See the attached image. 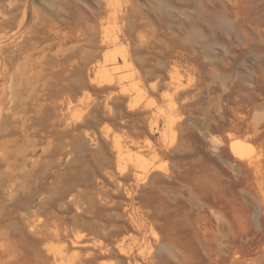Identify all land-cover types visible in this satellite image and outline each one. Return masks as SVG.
<instances>
[{
    "label": "rangeland",
    "instance_id": "rangeland-1",
    "mask_svg": "<svg viewBox=\"0 0 264 264\" xmlns=\"http://www.w3.org/2000/svg\"><path fill=\"white\" fill-rule=\"evenodd\" d=\"M126 1L0 0L1 264H264V0H134L135 44L108 45ZM124 54L144 93L123 78L139 115L114 119L92 66ZM116 139L152 149L121 171Z\"/></svg>",
    "mask_w": 264,
    "mask_h": 264
},
{
    "label": "bare ground",
    "instance_id": "bare-ground-1",
    "mask_svg": "<svg viewBox=\"0 0 264 264\" xmlns=\"http://www.w3.org/2000/svg\"><path fill=\"white\" fill-rule=\"evenodd\" d=\"M108 6L111 7V4L109 1H108ZM106 15L108 16V19L114 23V25L121 24V28H119L118 34L115 35L113 33V34L104 35L103 38H105L107 41H109L108 45H116L117 42L119 41V39H123L127 42L135 44V38L136 37L133 35L132 26L136 21H142L144 23L147 19L146 15L138 12L134 0H127L125 5L122 7H118V8L113 7V9L110 12H107ZM131 59H132L131 55H125L124 54L120 57L119 60H117V58L112 59L111 63H109V64H107L106 62L96 61L92 66L94 71H97V73L100 76L99 77L100 79L98 81H96L97 87L100 88V91L106 92V97H105V100L103 101V109L104 110L109 109V103L115 104V102H118V100H122L123 97H126V100L128 101L127 102V110L128 111L117 112L116 114L113 115L114 119H123L124 117H136L137 115H139V110L135 106L136 105V104H134L135 102L132 104L131 94H129V93H130V91H132L133 93L136 94V96L140 97V95L142 93H144L143 92L144 90L141 93V88H140V82L141 81L135 82V80L131 74L125 75V77L129 78L131 81V86H129L130 87V91H129V90H127L126 86L123 84V81H122L123 78H125V77L116 75V73H117L116 71L119 68L118 67L119 63H121L127 71L131 70L130 69V68H132V67H130L131 66L130 65ZM123 67H122V70H123ZM128 91H129V93H128ZM135 99L133 98V100H135ZM140 100H141V98H140ZM138 101H137V103H140V101L139 102ZM142 102L143 101H141V103ZM95 109H90L87 114L89 116L93 115ZM2 113H3V109L1 107L0 108V121H1ZM0 125H1V122H0ZM77 128H79V127L77 125H75L74 129H77ZM105 139L109 140L107 133H105ZM117 140L118 139L112 140L111 143H112L113 152H114L113 155H114L116 162H117V167L121 171L122 170L124 171V169H127V168H125L124 165L122 166V164H121L122 160H120L122 158V154L124 151L129 152L130 147L137 148L140 150H148V151H150L152 149L149 142L148 143L145 142V143H142L140 145L138 143L132 142V145L129 143L130 145L126 144L125 146H122L119 142L120 140H118V141ZM237 142H238V144H235V145L233 143L229 144V147H230L231 151L233 152V154H235L239 157H248L250 151L246 147L242 146L240 144L241 143L240 141H237ZM73 146H74V150L79 149V142L77 139L73 140ZM14 153H15V151H14ZM30 155L31 156L29 159L27 158L28 157L27 152H24L20 155L18 163H19V166L22 167L23 170L26 169L29 161L31 163H34V161H35L34 158L36 157L35 149L30 150ZM38 159H39V157H38ZM140 162H141V160H140ZM33 166H31V167H33ZM9 167H10V162L8 161V158H7V145L4 143H0V174H2L3 172H6ZM150 167L151 166H148V168H150ZM10 170H11V168H10ZM150 170L145 168V166L144 167L138 166V168H136V169L134 167V169L132 171H133V177H134L135 181L137 182V181L141 180V178L143 176H145V177L147 175L149 176ZM19 171H20V169H19ZM149 178H150V176H149ZM149 182H151V181H149ZM151 184H149V185H151ZM147 187H149V186H147ZM10 206H11V203H9L8 199L0 197V264L3 263L5 258L9 256V252L7 250V247H8V243L10 241V239H9L10 238V233H9L10 231L9 230L11 229L12 225L4 219V215H5V211L6 210L8 211ZM77 245L78 244H73V247H75ZM54 261H55V259H54Z\"/></svg>",
    "mask_w": 264,
    "mask_h": 264
}]
</instances>
